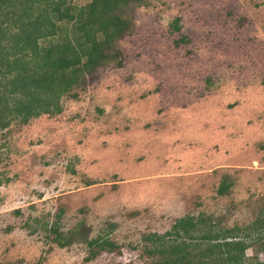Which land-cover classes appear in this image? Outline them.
I'll return each instance as SVG.
<instances>
[{"label":"rangeland","instance_id":"rangeland-1","mask_svg":"<svg viewBox=\"0 0 264 264\" xmlns=\"http://www.w3.org/2000/svg\"><path fill=\"white\" fill-rule=\"evenodd\" d=\"M117 14L128 32L59 113L0 129V264H157L147 238L178 218L241 230L264 216V0H140ZM51 223L116 251L86 261L79 240L47 238ZM258 234L240 235L244 264L264 261Z\"/></svg>","mask_w":264,"mask_h":264},{"label":"trees","instance_id":"trees-1","mask_svg":"<svg viewBox=\"0 0 264 264\" xmlns=\"http://www.w3.org/2000/svg\"><path fill=\"white\" fill-rule=\"evenodd\" d=\"M83 1L73 6L65 0H0V129L11 120L24 124L41 114L59 113L60 97L107 65L112 45L128 32L126 18L117 12L140 0ZM177 22L170 24L173 32L179 30ZM227 189L221 181L216 194L225 195ZM44 230L59 248L77 240L85 244L86 261L116 251L109 241L62 234L56 223ZM248 230L264 240V216L241 230H219L186 215L176 219L170 231L147 238L149 254L159 256L157 264H244L249 245L243 238L249 234L240 235Z\"/></svg>","mask_w":264,"mask_h":264}]
</instances>
